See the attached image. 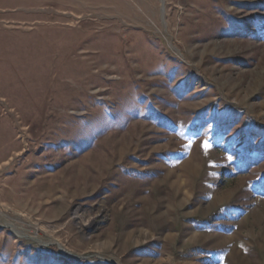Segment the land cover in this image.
<instances>
[{"label": "rangeland", "instance_id": "obj_1", "mask_svg": "<svg viewBox=\"0 0 264 264\" xmlns=\"http://www.w3.org/2000/svg\"><path fill=\"white\" fill-rule=\"evenodd\" d=\"M0 264H264V0H0Z\"/></svg>", "mask_w": 264, "mask_h": 264}]
</instances>
